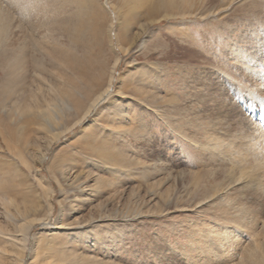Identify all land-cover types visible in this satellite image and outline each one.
Instances as JSON below:
<instances>
[{
	"label": "rangeland",
	"instance_id": "374dc122",
	"mask_svg": "<svg viewBox=\"0 0 264 264\" xmlns=\"http://www.w3.org/2000/svg\"><path fill=\"white\" fill-rule=\"evenodd\" d=\"M134 1L0 0L31 57L0 60V264H264V143L218 71L264 0Z\"/></svg>",
	"mask_w": 264,
	"mask_h": 264
},
{
	"label": "bare ground",
	"instance_id": "6f19581e",
	"mask_svg": "<svg viewBox=\"0 0 264 264\" xmlns=\"http://www.w3.org/2000/svg\"><path fill=\"white\" fill-rule=\"evenodd\" d=\"M86 1L87 0H79L81 4H83L82 2ZM161 1L163 2V0H137L134 2H143L146 4V7L148 9L153 10L159 7V3ZM156 2L158 3L156 4ZM136 14V11L129 10L128 15L131 18H135ZM90 19L93 20L94 16H90ZM248 19H250L249 25L244 26L247 28L243 30L241 35L237 38L233 35L227 37L224 31H222L221 35H219L220 41L224 39V41L226 42V46H228V49L226 50V46L222 49L226 55L220 59L222 68H219L218 71L220 72V78L222 79V81H226L229 86L236 90V93L240 96L242 100H246V105L250 109H252L254 115L256 111L262 113L260 115L261 124L256 125L255 131L251 134V141L255 143H264V58L261 52L264 49V46H261V44L264 43V38H262L261 42L258 38L259 35H262L264 37V11L262 10L261 12L258 9ZM128 23L126 24L128 25ZM251 30L252 34L250 33ZM6 34L7 29L4 27V24H2L0 21V35L4 36V40L3 38L0 39V47H2V52L0 53V60L11 61L18 65L22 62H29L31 57L28 58V52L25 53L23 50H21L24 49V47H20L21 49L14 47L16 43L14 41L9 43ZM17 43L18 45L20 44V42ZM220 44L221 43H219V45ZM4 48L6 49L3 50ZM233 68H235L236 71H231L233 70ZM245 73L249 75L246 81L241 80L242 76L247 77ZM29 132L30 131L27 127L22 130H17L13 128L9 129L6 132L4 141L7 144L11 143V148L13 147V144L16 146V151L20 152L19 158H17L19 160H22L21 153L28 150L32 143L31 136H28ZM22 162L24 163V161ZM239 180L240 179L234 181V183L237 185L239 183ZM64 228L65 227L63 225L55 227V229L57 230H63ZM217 235L218 237L220 236L221 239H225L224 236L226 234L218 233Z\"/></svg>",
	"mask_w": 264,
	"mask_h": 264
}]
</instances>
